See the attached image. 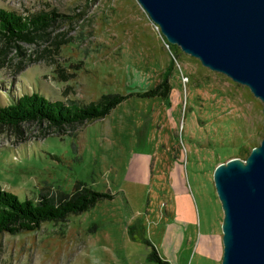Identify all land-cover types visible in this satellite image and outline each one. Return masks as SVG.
<instances>
[{"label": "rangeland", "instance_id": "374dc122", "mask_svg": "<svg viewBox=\"0 0 264 264\" xmlns=\"http://www.w3.org/2000/svg\"><path fill=\"white\" fill-rule=\"evenodd\" d=\"M0 7L53 13L28 39H0V106L35 91L65 103L133 94L91 121L0 125V187L19 199H36L41 188L70 192L76 181L114 194L35 231L0 234V264H157L143 237L171 264H220L195 249L201 236L222 239L214 170L245 162L260 144L262 101L179 46L171 50L138 0ZM170 62V96L137 97Z\"/></svg>", "mask_w": 264, "mask_h": 264}, {"label": "water", "instance_id": "95a60500", "mask_svg": "<svg viewBox=\"0 0 264 264\" xmlns=\"http://www.w3.org/2000/svg\"><path fill=\"white\" fill-rule=\"evenodd\" d=\"M165 39L262 101L264 0H138ZM222 202L220 264H264V136L245 162L214 170Z\"/></svg>", "mask_w": 264, "mask_h": 264}, {"label": "trees", "instance_id": "16d2710c", "mask_svg": "<svg viewBox=\"0 0 264 264\" xmlns=\"http://www.w3.org/2000/svg\"><path fill=\"white\" fill-rule=\"evenodd\" d=\"M53 15L34 14L24 16L14 10L0 7V39L6 42L28 39L34 32L46 27L47 20ZM166 40V39H165ZM170 49L178 50V46L167 42ZM173 62L161 74V79L154 87L137 92V97H158L167 99L171 86L168 81ZM132 93H107L89 103L62 100H50L40 92L24 93L13 102L0 106V125L16 127L23 121L46 120L60 125L81 121H91L107 116L117 105L129 98ZM114 194L101 192L88 186L85 182L76 181L70 192L56 190L49 193L41 188L36 199H19L18 196L0 187V234H21L37 230L46 221H62L67 216L83 212L104 199H112ZM133 227L128 228L132 233ZM208 238H220L213 236ZM144 244L150 248L147 258L157 264H171L159 254L157 248L146 238ZM217 258L219 254L209 249ZM207 252L209 255L211 253Z\"/></svg>", "mask_w": 264, "mask_h": 264}, {"label": "crops", "instance_id": "0c3cea01", "mask_svg": "<svg viewBox=\"0 0 264 264\" xmlns=\"http://www.w3.org/2000/svg\"><path fill=\"white\" fill-rule=\"evenodd\" d=\"M214 249L219 256L216 258L218 261L221 260L222 256V239L221 238H208V236H201L196 244V251L201 255H209L207 252L209 249ZM166 253V251H165Z\"/></svg>", "mask_w": 264, "mask_h": 264}]
</instances>
